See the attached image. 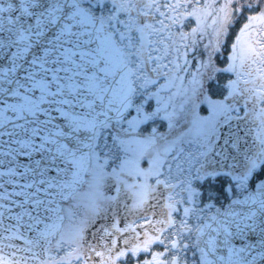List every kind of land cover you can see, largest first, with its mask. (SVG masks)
<instances>
[{"label": "snow or ice", "instance_id": "6c2138e0", "mask_svg": "<svg viewBox=\"0 0 264 264\" xmlns=\"http://www.w3.org/2000/svg\"><path fill=\"white\" fill-rule=\"evenodd\" d=\"M0 264H264V0H0Z\"/></svg>", "mask_w": 264, "mask_h": 264}]
</instances>
